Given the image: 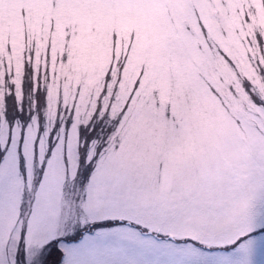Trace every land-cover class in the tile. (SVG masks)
I'll list each match as a JSON object with an SVG mask.
<instances>
[{
	"label": "snow or ice",
	"instance_id": "obj_1",
	"mask_svg": "<svg viewBox=\"0 0 264 264\" xmlns=\"http://www.w3.org/2000/svg\"><path fill=\"white\" fill-rule=\"evenodd\" d=\"M0 264H264V0H0Z\"/></svg>",
	"mask_w": 264,
	"mask_h": 264
}]
</instances>
